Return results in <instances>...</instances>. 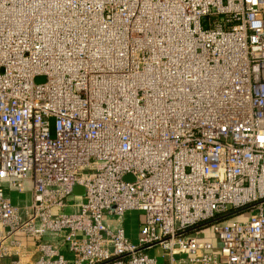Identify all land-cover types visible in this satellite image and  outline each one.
I'll list each match as a JSON object with an SVG mask.
<instances>
[{
  "label": "built area",
  "instance_id": "obj_1",
  "mask_svg": "<svg viewBox=\"0 0 264 264\" xmlns=\"http://www.w3.org/2000/svg\"><path fill=\"white\" fill-rule=\"evenodd\" d=\"M17 234L28 264H264V0H0V260Z\"/></svg>",
  "mask_w": 264,
  "mask_h": 264
},
{
  "label": "crops",
  "instance_id": "obj_2",
  "mask_svg": "<svg viewBox=\"0 0 264 264\" xmlns=\"http://www.w3.org/2000/svg\"><path fill=\"white\" fill-rule=\"evenodd\" d=\"M18 201L19 200L16 199L15 204L21 205L20 204L21 202ZM74 201L76 200H72L71 202ZM106 220L109 225L113 226L114 224L113 218L108 217ZM120 222L125 231L126 236L131 241L135 242L137 240L138 231L142 223L141 214L138 212H127ZM60 238L61 236L59 235L47 233L43 237V240L49 241V240H57ZM16 240L20 243V245H18L17 242H15ZM4 245H6V247L8 248V253L7 255H5V257H3L0 260V264H10L11 262H20L21 264H28L32 262L36 257L34 241L30 238L25 237L22 234L15 235L13 242H11L10 239L6 241ZM154 251L155 250L151 251L150 253L155 255ZM162 263H164V261H162Z\"/></svg>",
  "mask_w": 264,
  "mask_h": 264
},
{
  "label": "rangeland",
  "instance_id": "obj_3",
  "mask_svg": "<svg viewBox=\"0 0 264 264\" xmlns=\"http://www.w3.org/2000/svg\"><path fill=\"white\" fill-rule=\"evenodd\" d=\"M28 187H29V183L27 184V189H28ZM83 194H84V189L82 186L76 185L73 188L72 196L80 197V196H83ZM10 198L13 200V202H15L16 199L19 200L18 202H23L27 198V196L24 194L12 193L10 195ZM72 200H73V197H68L66 202L70 203ZM242 218H244V216L239 217L238 220H241ZM113 223H114L113 225H117L118 222L115 219H113ZM203 233H204L205 239L212 241L213 244L217 243L216 238L213 235L211 228L208 227V228L204 229ZM154 252H155V256H158V261L162 262L163 260L160 258L162 252L159 249H156Z\"/></svg>",
  "mask_w": 264,
  "mask_h": 264
},
{
  "label": "water",
  "instance_id": "obj_4",
  "mask_svg": "<svg viewBox=\"0 0 264 264\" xmlns=\"http://www.w3.org/2000/svg\"><path fill=\"white\" fill-rule=\"evenodd\" d=\"M125 180H131L130 176L125 177Z\"/></svg>",
  "mask_w": 264,
  "mask_h": 264
},
{
  "label": "trees",
  "instance_id": "obj_5",
  "mask_svg": "<svg viewBox=\"0 0 264 264\" xmlns=\"http://www.w3.org/2000/svg\"><path fill=\"white\" fill-rule=\"evenodd\" d=\"M231 219V218H230ZM228 220V219H227ZM227 220H224L223 222H226ZM222 222V221H221Z\"/></svg>",
  "mask_w": 264,
  "mask_h": 264
}]
</instances>
